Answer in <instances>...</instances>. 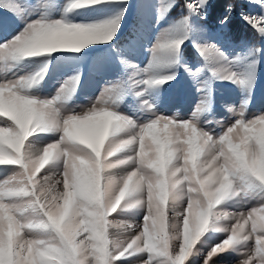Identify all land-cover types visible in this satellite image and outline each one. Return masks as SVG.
I'll list each match as a JSON object with an SVG mask.
<instances>
[{
  "label": "snow or ice",
  "instance_id": "snow-or-ice-1",
  "mask_svg": "<svg viewBox=\"0 0 264 264\" xmlns=\"http://www.w3.org/2000/svg\"><path fill=\"white\" fill-rule=\"evenodd\" d=\"M254 2L264 8V0ZM207 3L157 0V24L175 7L187 11L157 31L141 66L112 43L134 7L129 0H0V166L10 172L0 179V264H216L224 254H238V264H264V113L249 118L245 100L228 107L232 116L218 122L219 130L206 127L201 116L211 108V81L198 88L201 99L187 119L144 99L175 79L167 70L202 31L192 17L204 19ZM105 4L120 7L96 22L70 16ZM244 19L264 35V15ZM93 45H110L115 61L96 55ZM192 45L205 63L184 64L190 76L206 68L214 79L251 91L258 60L239 74L216 43ZM38 57L46 59L33 70ZM89 57L97 74L115 77L77 105ZM58 61L73 70L43 96L49 66ZM129 97L139 99L126 104ZM141 213L139 224L109 219ZM210 229L222 238L205 249Z\"/></svg>",
  "mask_w": 264,
  "mask_h": 264
},
{
  "label": "rangeland",
  "instance_id": "rangeland-1",
  "mask_svg": "<svg viewBox=\"0 0 264 264\" xmlns=\"http://www.w3.org/2000/svg\"><path fill=\"white\" fill-rule=\"evenodd\" d=\"M212 1L213 0H208L207 5L202 9V14L204 16L207 15ZM129 2L133 4L134 7L126 13L121 29L117 34V39L112 43L129 59H132L133 63L143 66L147 63L149 56L146 49L151 45L152 41L154 42L157 31L160 28L166 27L170 21L178 19V15L181 12L187 11V9L179 6L175 7L168 14V17L157 24L155 12L157 0H129ZM237 2L241 6V8L238 9L240 12H238L237 16L243 23L247 24L255 31L256 40L254 39L252 43L247 40L241 43H233L235 40H231L226 35L222 34L224 24H222L221 21L225 15H228V10H223V14H219L220 18L218 22L215 23L217 24L216 28L213 26L209 27L204 21L205 18H200L201 14H195L192 18L202 31L193 33L192 38L185 41V45L182 47L180 53V64L167 70L177 73L175 79L168 81L166 84L156 89H149L148 92L145 93L144 99L154 104L157 111L168 116L179 115L182 119L189 118L202 96L198 88L201 84L211 81V108L201 116V120L205 121L206 127L219 130L218 122L230 119L232 116V113L228 111V107L231 106L238 109L245 100H247L246 111L249 118L264 113V35H261L256 27H253L252 24L244 19V16L252 17L264 15V8L256 4L254 0H237ZM183 3L184 0H178L179 5H183ZM119 7V4L98 5L88 10H76V12H81L83 15H77L74 12L70 14V16L75 22H96L111 18L117 13ZM2 11L3 10L0 9V12ZM56 15L59 16L60 13L57 12ZM229 18L233 20L234 17H231L230 14ZM192 39H207L216 43L230 60L235 61L231 65V69L239 74H245L249 70L251 61L258 60L255 82L251 91L238 83L214 79L206 68L198 77L193 78L190 76L184 69V64L196 68L205 63L203 58L193 47ZM186 46H188L189 49H187ZM92 47L99 49L96 55L107 58L109 62L115 61L117 54L111 50L110 45H93ZM256 47L260 50L258 53H253L252 50ZM193 53L196 55L193 56ZM33 59L36 61L33 65V70H35L46 57ZM116 64L118 66V62H116ZM73 67V63L66 61H58L54 64H50L48 75L45 78L46 83L42 85L41 95L46 97L53 95L55 88L58 86V82L66 75H70ZM95 67L96 63H94L91 57L82 63L84 78L82 80V87L75 100L77 105H87L89 103V98H95L98 94L104 79L106 77H115V73L112 71H106L102 75L97 74L95 72ZM138 99L139 98L136 97H129L126 104H132ZM125 114H128L127 110ZM41 171L43 172V169ZM7 175H10V172L5 170L3 166H0V179L5 178ZM247 210L248 207L244 209H229V211L245 212ZM109 219L117 223L128 221L139 224L142 222V213L135 217L115 216V214H112ZM110 231L114 233L117 232L116 229H110ZM119 231L122 232L123 230L121 229ZM121 238L123 239L126 237L121 235ZM219 238H222V234L213 233L210 229L208 233H205V237H202V239H206L207 241L204 248L207 249L213 243L219 242ZM239 259H241V257L238 254H224L216 258V264H238ZM117 264H135V261L124 260L118 261ZM195 264H200L199 259L196 260Z\"/></svg>",
  "mask_w": 264,
  "mask_h": 264
},
{
  "label": "trees",
  "instance_id": "trees-1",
  "mask_svg": "<svg viewBox=\"0 0 264 264\" xmlns=\"http://www.w3.org/2000/svg\"><path fill=\"white\" fill-rule=\"evenodd\" d=\"M232 0H213L209 10L207 11L206 22L210 25H214L218 22L220 18L219 14H223V10H228V4ZM241 8L240 4L237 2L231 11V17L229 21L224 24L223 32L231 40L239 41L244 38H256L255 31L252 30L247 24L243 23L237 16L238 9ZM186 54V53H185Z\"/></svg>",
  "mask_w": 264,
  "mask_h": 264
}]
</instances>
